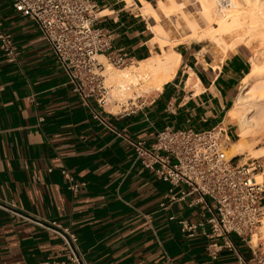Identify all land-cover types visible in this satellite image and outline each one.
<instances>
[{"label": "crops", "instance_id": "crops-1", "mask_svg": "<svg viewBox=\"0 0 264 264\" xmlns=\"http://www.w3.org/2000/svg\"><path fill=\"white\" fill-rule=\"evenodd\" d=\"M141 8L139 0H99L96 23L112 34L110 51L135 61L158 49L150 30L156 21ZM0 32L11 34L18 49L14 62L0 50V264L66 259L52 222L76 235L85 264H160L165 257L248 264L249 248L235 236L241 259L227 250L212 259L201 229L192 237L180 231L179 220L207 216L205 205L189 206L195 196L169 204L168 185L135 160L130 144L150 146L165 126L223 125L229 137L234 120L227 113L246 68L239 52L216 59L198 44H181L174 78L137 106L112 113L79 99L36 25L11 0H0Z\"/></svg>", "mask_w": 264, "mask_h": 264}, {"label": "built area", "instance_id": "built-area-1", "mask_svg": "<svg viewBox=\"0 0 264 264\" xmlns=\"http://www.w3.org/2000/svg\"><path fill=\"white\" fill-rule=\"evenodd\" d=\"M226 1L216 0L219 11ZM11 2L16 12L36 25L62 67L72 91L86 105L92 100L104 110L108 92L102 75L104 66L98 57L103 56L115 68H124L135 60L121 51H110L112 34L96 24L99 0ZM0 50L8 62L16 61L18 49L11 34L0 32ZM95 117L101 120L97 112ZM228 142L227 129L223 125L204 131L165 126L157 132L150 146L139 140L130 144L135 160L168 185L169 204L195 196L189 206L205 205L207 216L198 223L178 221L182 233L192 237L197 229H201L202 237L207 240L206 253L212 259H216L222 250L241 259L231 239L235 236L249 248L251 259L248 264H264V244H251V237L264 215V180L257 182L255 178L262 166L258 159L248 158L240 164L234 161L236 156L227 158ZM181 186L184 189H179ZM69 189L75 192L77 185L72 184ZM0 207L3 206L0 204ZM51 225L58 229L53 232L61 238L68 256L63 260H44L36 264H85L76 235L54 222ZM160 264L180 263L165 257Z\"/></svg>", "mask_w": 264, "mask_h": 264}, {"label": "bare ground", "instance_id": "bare-ground-1", "mask_svg": "<svg viewBox=\"0 0 264 264\" xmlns=\"http://www.w3.org/2000/svg\"><path fill=\"white\" fill-rule=\"evenodd\" d=\"M123 1L128 5L131 3V0ZM139 1L144 6L140 9L141 14L150 16L156 21V24L150 27L153 35L151 43L158 44L160 47L168 46L170 40L166 37L163 27L158 23L156 7L150 6L143 0ZM194 1L198 4L197 13L205 24V28L201 30V27L193 21L194 19L190 20L180 13L179 16L183 18L187 24L186 27L189 28L190 36H193L189 42L212 41L217 46L221 45L224 51L235 49L239 45H249L250 40L253 42L260 39L264 44V0H227L222 5L221 11L217 7L216 0ZM157 3L159 5V2ZM159 7L167 16L178 11L181 12L178 6L176 7L178 11L175 9L172 2H160ZM199 30L203 33L194 37L196 33L200 32ZM225 37L233 40L232 44H228V47L227 44H223ZM102 58L104 57H98L99 60ZM180 60V53L175 50L174 46H168V49L164 50L162 54L154 55L145 60L134 61L126 69L112 72L108 67L110 64H108L104 70V76L108 83L113 86L115 97H119L117 100L136 99L143 91L160 90L167 81L172 80L181 63ZM259 60H249L250 69L242 78L240 91L227 113L229 119L236 121L238 130V139L230 143L225 150L227 158L243 155H246L247 159L264 157V147L260 151L259 149L251 150V142L255 138L254 134L257 136V132L261 131L260 133L264 136V66L258 64ZM135 63L136 65L132 66ZM213 67L215 71H219L217 65ZM244 160L243 158L241 163H244ZM263 175L264 172L256 174V180L261 182ZM259 227V237L264 238V216ZM258 240V236L252 235L251 244H257Z\"/></svg>", "mask_w": 264, "mask_h": 264}, {"label": "rangeland", "instance_id": "rangeland-1", "mask_svg": "<svg viewBox=\"0 0 264 264\" xmlns=\"http://www.w3.org/2000/svg\"><path fill=\"white\" fill-rule=\"evenodd\" d=\"M143 1H145L146 3H148L150 6H152L154 8L156 7L155 9H156V13L158 15V21H159L158 23L163 27L164 31L166 32V37L170 40V42L168 43V46L169 47L174 46L176 51L178 49H180L181 44H187V45L198 44L196 46H197V49H199L201 51V53L207 52V54H209L210 56H213L216 59H219V58L221 59L226 53H229V52H239L246 59L245 74L248 73V71L250 69L249 60L254 61V60L260 59L258 61V64L260 63V66H264V44L260 39H257L253 42H251L252 40H250L249 45H245V46L239 45L235 49H226L225 51L222 50L221 45L217 46L212 41L204 40L202 42H197V43L196 42H189V39L193 38V36L192 37L190 36L189 28L186 27L187 24L184 22L183 18L181 16H179L180 13L182 15H185L190 20L194 19L193 21H195L199 25V27H201L200 28L201 30L205 28V24L202 22L201 18L199 17V15L197 13L198 4L194 0H143ZM157 2H159V5H160V2H164V3L165 2L166 3L172 2V3H174L175 9L178 6V9L181 12H179L176 9L178 12L172 13L169 16H167L166 14H164L163 9L161 7H159ZM143 7L144 6L142 5V8ZM153 23L154 22H152V24ZM201 30H199L200 32L196 33L194 37H198V35H201V33H203ZM247 40H249V39H247ZM223 41H224L223 44H227V47H228V44L229 45L232 44L233 40L225 37ZM157 46H158V49L156 50L157 53L154 52L153 56L154 55H160L164 51L165 47H160L159 45H157ZM203 50H204V52H203ZM261 61H263V62L261 63ZM99 62H101L104 66V69L102 71V75L104 78V85L107 88V92H108L107 97H106V105L104 107L105 110L110 111L112 113H118L124 109L128 110L130 108L137 106L140 103V101L144 100L146 97L150 96L151 94H153L155 92V91H151V92L143 91L139 95V97H137L136 99L130 98V99L123 100V101L117 100V99H119V97H117V98L115 97L114 91H113V86L108 83V81L106 80V77L104 76V70L108 66V63L104 60V58H102V60H99ZM135 65H136V63L132 66H135ZM108 67H110L112 72H114V71L116 72V71L121 70V69H126L130 66L128 65L125 68H115V67L109 65ZM244 75L242 76V78L244 77ZM240 86H241V84L239 85V88H240ZM239 88H238L237 94L240 91ZM237 94H236V96H237ZM116 108H117V110H116ZM112 109H114V111H112ZM229 130L231 131V135L229 134L230 141L228 142L227 147L229 146L230 143H232L238 139V137H237L238 130H237L236 121H233L232 127ZM260 132H257V136H256V134H254L255 138L251 142L252 143L251 144L252 145L251 146L252 151H256L257 149H259V151H260V149L264 147V136ZM243 158L245 159L244 161L247 160L246 155H243V156H236L234 161L235 162L239 161L241 163V160H243ZM258 160L261 163L262 168L259 171H257L256 174L264 172V157L259 158ZM263 180H264V175H263ZM257 182H259V181H257ZM259 226H260V224H259ZM259 226H258L256 232L253 234V236H258L259 240H258L257 244H259V243L264 244V238L259 237L260 236V233H259L260 227ZM257 244H255V245L252 244V246H256Z\"/></svg>", "mask_w": 264, "mask_h": 264}]
</instances>
